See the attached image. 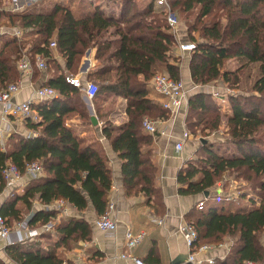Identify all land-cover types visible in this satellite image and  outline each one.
Returning <instances> with one entry per match:
<instances>
[{
  "label": "trees",
  "instance_id": "obj_1",
  "mask_svg": "<svg viewBox=\"0 0 264 264\" xmlns=\"http://www.w3.org/2000/svg\"><path fill=\"white\" fill-rule=\"evenodd\" d=\"M2 2L0 27L19 28L24 34L22 41L0 34V89L18 82L17 62L27 47L33 75H40L35 68V55H39L45 61L46 72H52L42 86L57 93L55 98L31 104L37 120L26 118L25 127L36 131L33 135L13 134L8 136L4 149L0 144V192L5 187L3 171L10 164L24 175L27 164L39 163L44 173L30 179L23 194H12L4 202L0 215L6 223L21 221L35 200L42 205L63 200L79 212L91 204L98 218L107 211L112 187L107 159L98 141L86 140L67 125L78 107L86 108V104L84 90L66 82V77L69 73L75 76L82 56L91 49L96 63L86 79L97 85V92L90 102L94 104L109 95L126 100L128 121L121 126L105 121L102 129L121 160L125 193L143 194L152 213L162 214L156 169L149 156L142 154L141 142L146 138L142 133L146 116L153 120L167 117L162 105L149 97L152 77L156 72H165L180 80L178 60L171 57L176 35L166 22L165 10L155 0H103L106 7L88 0H72L73 7L54 4L47 12L7 13ZM168 2L182 16L189 42L195 45L188 67L194 84L220 82L234 89L240 83V69L256 66V78L247 94L225 96L230 109L223 132L227 147L218 142L200 144L196 157L179 172L177 182L178 193L184 196H203L224 174L251 182V188L258 190V199L241 191V204L225 199L203 202L201 210L194 207L185 218L197 232L196 248L216 246L230 239L228 254L215 264L263 263L264 248L258 235L264 234V0ZM109 3L117 5L118 16L106 10ZM193 33H198L199 39ZM51 42H55V50L64 60L63 68L52 55ZM230 60L242 64L229 69L225 64ZM216 101L203 90L188 98L185 124L191 135L197 127L201 133L198 138L221 128L220 105ZM95 113L100 118L107 116L98 110ZM89 119L93 123L92 116ZM229 146L235 151L230 152ZM219 148L225 152L219 153ZM56 216L55 211L39 210L28 223L46 224ZM90 233L91 227L84 219L65 218L37 239L7 245L5 252L15 264H61L66 261L65 253L76 248L79 241L89 240ZM0 264L5 262L0 259Z\"/></svg>",
  "mask_w": 264,
  "mask_h": 264
},
{
  "label": "crops",
  "instance_id": "obj_2",
  "mask_svg": "<svg viewBox=\"0 0 264 264\" xmlns=\"http://www.w3.org/2000/svg\"><path fill=\"white\" fill-rule=\"evenodd\" d=\"M20 5L17 6L16 4ZM94 2L93 0H88ZM103 1V0H102ZM41 2L43 0H13L11 4L10 13H21V12H47L54 4H62L65 6H74L75 3L72 0H51L52 4L46 8V10H33V6L40 7L42 6ZM94 5H98L94 4ZM115 6L114 11H109L113 16H118L119 9L117 5ZM4 6V5H3ZM72 6V7H73ZM89 8V4L86 5ZM43 8V6L41 7ZM90 9V8H89ZM9 12V11H8ZM181 27V26H180ZM19 30L21 33L20 39L22 41V34L24 31L19 28L11 27H0V33H4L7 36H14V32ZM182 30L179 28L177 34H180ZM15 37V36H14ZM178 42V39L176 40ZM179 43H184L182 40ZM179 43L177 45V53L183 54L185 52L179 51ZM54 59L60 64L63 68L64 60L61 58V55L55 50V48H50ZM26 55V49L22 51L21 55ZM179 54V55H180ZM37 56L35 55V68L40 72V75H33V66L31 64V71L29 73H20L19 80L17 84L20 86V92L15 95L12 99L15 103H21L28 100H33L36 102L35 91L48 80L50 74L46 70L37 68ZM28 57V56H27ZM29 58V57H28ZM42 60V59H41ZM44 63L45 61L42 60ZM96 60L94 59V50H87L81 58L77 72L75 76L81 81L86 82L90 81L86 79L87 73L95 65ZM179 63V61H178ZM46 66V65H45ZM179 71L183 73L184 78L180 77V80L185 82L190 79L189 70L187 68H182L179 66ZM187 72V73H186ZM185 80V82H184ZM149 87V97L153 100H156L161 104V99L156 95L150 86ZM208 87V86H207ZM209 87L216 88L215 85ZM186 89V86H185ZM187 90V89H186ZM205 91V90H203ZM216 92L217 89L215 90ZM211 91H205V93L210 94ZM218 96H213L217 98V101L225 102L227 105L226 110L229 109L227 101L224 99H218ZM221 97V96H220ZM84 95L83 101L86 104V107L91 116L96 118L93 114L95 113L91 99L86 100ZM116 98L117 102L120 104L119 110L112 112L108 117L107 122L113 126H121L128 121L127 115L125 113L126 100L121 97H114L109 95L107 99ZM221 109V107H220ZM187 110V105L183 106L174 114L167 112L166 118L155 119L157 121L158 132L150 134L146 132L143 128L142 133L144 137L141 142V152L143 155H148L151 163L156 169L155 185L156 189L161 197V201L164 206V211L160 215L152 213L150 208L147 206L143 194L138 195H127L124 190L123 178L121 173V160L118 158L117 154L113 152L110 146V142L106 139L102 133L104 122H101L98 118L96 124H75L67 122V125L73 130H75L79 136L85 138L86 140L90 138L91 134L93 135L92 139L98 141L100 144L101 151L104 153L108 167L111 171L112 176V187L109 192V204H108V214L112 220L116 223V230L114 232H105L101 231L95 224L96 219L98 218L95 214V211L91 204H88V207L79 212L74 207H72L68 202H65L63 211L56 210V201L50 205H42L37 200L34 201L32 210L24 216L21 221L15 222L12 225H8L10 228V240L14 243H21L17 240L16 230H18L17 225L22 221L30 219L32 214L36 211H55L57 216L52 218L48 224H51V231L55 226H58L61 221L65 218H80L87 221L91 227V233L89 240L78 242V246L72 251H67L65 253V260L74 264H135L133 259L129 257H122V254H130L133 257L141 260L144 264H156V259L159 260L158 264H185L188 263V249L182 238L178 233V226L181 222H186V214L190 212L194 207L197 208V204L200 201L203 202H219V196H216L212 192V189L209 190L208 196H192V195H180L178 193L180 185L177 182V176L179 172L186 166V164L193 160L200 148V144L203 145L200 140L203 139L207 143H216L218 142L213 137L215 135L220 136L226 129V119L221 121V128L213 132L208 138H192V135L187 131L185 126V112ZM96 114V113H95ZM225 112V115H228ZM224 116V115H223ZM223 118V117H221ZM25 119L22 117H3L1 114L0 108V144L2 149L6 144L7 138L13 134H22L26 137L33 135L32 130H27L25 127ZM188 133L187 137H184V133ZM178 141H182L181 151H176L175 145ZM26 175H22V178L17 186L12 190H6V187L3 188L0 192V209L4 202L8 199L9 195L16 194L21 195L24 193L25 186L30 180ZM227 200V198H224ZM239 198L234 195V202ZM47 224V223H46ZM43 225L40 222L36 223L33 226H30L29 223L27 227L29 229L38 230L39 234L28 240L37 239L41 236L43 231ZM131 230L134 233L142 232L144 233L143 241L137 245L135 248L128 250L125 245V232ZM47 232V231H45ZM26 241V240H24ZM22 241V242H24ZM9 245V244H8ZM7 246V241L0 238V259L5 262V264H15L8 259L5 252V247ZM231 247V242L229 238H225L220 244L212 246L210 250H207L199 259H214L215 262L222 261L225 256L228 254ZM96 253H99L97 256Z\"/></svg>",
  "mask_w": 264,
  "mask_h": 264
},
{
  "label": "built area",
  "instance_id": "obj_3",
  "mask_svg": "<svg viewBox=\"0 0 264 264\" xmlns=\"http://www.w3.org/2000/svg\"><path fill=\"white\" fill-rule=\"evenodd\" d=\"M155 4L159 7H162L166 12V22L172 32L177 36L178 33V20L175 13L172 11L171 5L168 0H155ZM17 39H20L21 33L19 30H16L13 34ZM55 42H51L49 48H55ZM195 48L194 43L185 42L179 43L180 52H192ZM37 68L45 69V63L37 56ZM17 69L20 73H29L31 71V62L26 55H21L17 62ZM66 82L73 85L74 87L81 88L85 92V96L89 99L93 98L97 92V85L94 82L86 81L83 82L77 77L67 76ZM150 86L152 91L159 96L161 99L162 108L169 112L170 114L176 113L183 104L187 105L188 97L187 91L182 80H174L170 78L167 74H155L151 81ZM20 92V86L17 83L9 84L7 87L0 89V108L1 114L3 117H22V118H31L32 120H37L36 113L32 110L31 104L34 103L33 100H28L21 103H15L12 101L13 97ZM213 96H218V92L212 90L210 92ZM224 94L229 95L228 93H222L220 96H225ZM57 93L54 89L48 86H41L35 91L36 101H43L55 98ZM219 96V98H220ZM221 99V98H220ZM225 101V100H224ZM143 129L150 133L154 134L158 132L157 121L144 118L142 121ZM188 133H184V137H187ZM182 141H178L175 145L176 151H181ZM24 175L28 176L31 179H38L44 175L43 168L39 163L27 164L25 168ZM3 176L5 180L6 190H12L17 186L18 181L21 180L22 174L17 169L15 165H8L3 171ZM231 198V195L227 197V200ZM234 199V198H233ZM56 210L63 211L65 202L63 200H57ZM204 207L203 201H200L197 204V209L201 210ZM96 226L105 232H114L116 230V223L106 211L102 216L96 219ZM28 220H24L17 225L16 235L18 242L28 240L39 234L38 230L29 229L27 227ZM52 227L51 224H44L43 231H48ZM178 233L182 236L186 247L189 251L187 256V261L189 264H215L214 259H199L201 254L210 250L212 246L202 245L198 248L194 246V243L197 239V232L195 228L188 224L187 222H181L178 226ZM10 228L6 223L5 218L0 215V238L7 241V245L13 244L14 241L10 240ZM125 245L128 250L135 248L139 245L144 239V233H134L131 230L125 232ZM122 257H129L133 259L135 264H144L141 260L133 257L130 254H122ZM61 264H72L70 262L64 261ZM78 264V263H74ZM247 264H264L249 262Z\"/></svg>",
  "mask_w": 264,
  "mask_h": 264
},
{
  "label": "rangeland",
  "instance_id": "obj_4",
  "mask_svg": "<svg viewBox=\"0 0 264 264\" xmlns=\"http://www.w3.org/2000/svg\"><path fill=\"white\" fill-rule=\"evenodd\" d=\"M93 1H94L93 4L98 3V5H100V6L104 5V2L102 0H93ZM12 2H13V0H3L2 5H4L5 12L10 13V11H11L10 7H11ZM41 3H42L41 5L43 6V8H41L42 6L35 7V5H34L33 10H39V9L46 10V8H48L52 4L51 0H43V2H41ZM16 4H17V6L20 5L19 3H17V1H16ZM103 7H106V6L104 5ZM115 8L116 7L113 6L112 3L111 4L109 3L108 8H106V10L111 9L109 11H114ZM16 13H18V12H16ZM174 13H175L177 20H178V25H179L178 31L180 28L182 30V32L180 34H177V36H176V40L178 39V42L176 41L175 46H173L171 49V57L174 58L175 60L179 61V66L182 68V70H183V68L186 67L187 71H188L189 62H190L192 54H191V52H187V53H183V54L179 53L180 54L179 55L177 53L176 47H177L178 43L181 42V40L184 43L189 42L190 41V34H188L187 27L185 26V22L182 20V16L177 14V12H174ZM2 34H4V33H2ZM193 35L195 36L196 39H199L198 33H195V34L193 33ZM26 48L27 47H25L24 50ZM241 64H242L241 62H239V64H237V62L235 60H230V61L226 62L225 66L229 69H234L238 65H241ZM46 68H47V66L45 67L44 70H46ZM255 70H256V66H254V65L251 67L245 68L243 70L240 69V71H241L240 83H239V86L235 87L234 89H229L220 82L219 83L214 82L210 85H207L208 86L207 87V86L196 85L192 82V80L185 79V80H187L186 82L184 80L185 86L187 89V90L185 89L187 91V97L189 98L191 95H193L196 91H199V90L212 91V90H216V89L219 93H228L230 95L247 94L248 93L247 91L251 87L253 80L256 78L257 73ZM156 74H166V73L165 72H156ZM70 75H72V74L69 73L68 76H70ZM180 77L184 78V75L181 72H180ZM211 85H215L216 88L209 87ZM224 95L226 96L227 94H224ZM225 96L222 95V97H220V98L225 99L226 98ZM107 98H108V96L106 98H104L102 101H98V102H95L94 104H92L94 111H97V110L101 111V114L107 113L106 118H102V117L100 118V117H97L95 115V113L93 114L96 117L95 119L97 120V118H98L101 122L107 121V119L111 115V113L118 111L119 107H120V104L117 102L116 98H112V99H107ZM216 102L218 104L220 103L218 101H216ZM219 105L221 107L220 114H221V117H223L222 121L223 120L225 121V112L228 113L230 111V109L226 110L227 104L225 102H222V104H219ZM81 112L86 114V116L85 117L80 116L78 113H81ZM90 116L91 115H90L87 107L85 108L83 105L81 107H78L77 113L73 114L67 120V122L68 123L73 122L75 124H80V123L89 124L90 123V119H89ZM187 116H188V109L185 112V118H184L185 122H186ZM145 118L153 120L149 116H146ZM185 126H186V124H185ZM192 130L195 131V134H194V136L192 135V138L198 139V137L201 135V133L199 132V127H197V130H196V128H193ZM189 132L191 133V131H189ZM205 134H207V132H205L204 135ZM211 134L209 133L207 136H205L206 137L205 139H209L210 138L209 136ZM92 137H93V135L91 134L90 138H88V139H92ZM226 137L227 136L225 134H220L219 137H218V135H215L213 138L216 139L218 141V143L220 144V146L223 147V146H226L225 145L226 139H227ZM229 150H230V152L235 151V149L232 146H229ZM218 151H219V153H223V152H225V149L219 148ZM251 186H252V183L246 181L243 177H237L235 174H224L219 180H217L215 187L212 189V192L215 193L216 196H219V198L222 200L225 197L227 198L229 195H231V198L229 200H226V201H231V202H234V199H233L234 195H235V197L236 196L238 197V195L241 191L249 193V194H251V196H255V198L258 199V195H257L258 190L251 188ZM9 196L12 197L13 195L11 194ZM236 204H241V201L238 199L236 201ZM25 216H27V214ZM229 241H230V239H229ZM258 241L264 248V234L258 235Z\"/></svg>",
  "mask_w": 264,
  "mask_h": 264
},
{
  "label": "water",
  "instance_id": "obj_5",
  "mask_svg": "<svg viewBox=\"0 0 264 264\" xmlns=\"http://www.w3.org/2000/svg\"><path fill=\"white\" fill-rule=\"evenodd\" d=\"M86 100H88V98H86ZM92 121H93L94 124H96V121H95V119H94L93 116H92ZM200 142H201L202 144H204L206 141L203 140V139H201ZM204 195L207 197V196H208V192H205ZM185 264H189V263H185Z\"/></svg>",
  "mask_w": 264,
  "mask_h": 264
}]
</instances>
